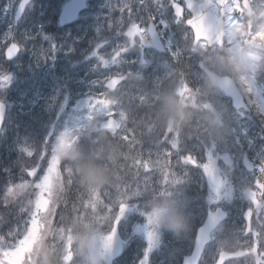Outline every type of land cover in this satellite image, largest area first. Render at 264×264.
I'll use <instances>...</instances> for the list:
<instances>
[{"label":"rangeland","instance_id":"obj_1","mask_svg":"<svg viewBox=\"0 0 264 264\" xmlns=\"http://www.w3.org/2000/svg\"><path fill=\"white\" fill-rule=\"evenodd\" d=\"M41 1L33 0L24 13L25 17L20 18L15 25L14 10L17 2L0 0V65L5 63L3 50L9 42L15 40L22 46L18 57L10 64L11 68L5 69L0 74L11 77L9 82L0 81V100L14 110L22 108L23 114L29 115L27 121L16 123L18 128L26 129L18 132L22 133L21 136L27 137L26 143L21 138H15L18 142L14 140V146L6 152L12 155L10 166H7V163L2 165L3 163L0 162L2 179L6 177L3 175L4 171L12 172L6 178V184L11 183L12 190L8 192L5 188L0 189V226L6 228L5 230L0 228V253H4L0 264L40 263L38 256L40 247L37 243L44 236L42 232L48 227L47 217L50 207H53L52 191L58 190L59 184L61 185L59 167L62 161L69 154H76L80 140L92 143L99 152H102L107 149L105 144L107 136L114 137L113 135L116 134L121 138L125 129L123 115L119 114L121 102L125 100L124 102L130 103L135 96L147 103L153 100V104L159 102L163 109L168 103L171 112L174 111L179 121L189 118L191 122L189 135L192 143H180L181 135L178 130L171 131L174 125L169 118L165 121L166 128L160 133L159 139L152 142L148 140L133 142L126 159H122L121 163L115 152L114 155L109 154V161L106 163L102 162L100 157H95L96 165L88 159L87 176L81 181L84 196H81L82 200L79 199V205L76 206L80 207V212L72 211V225L68 228L67 235L62 237L60 234L56 235V244L53 248L55 262L62 263V259L70 251L72 261L69 264H86L84 246L88 247V239L94 236L97 238L95 250L99 252L101 264H104L106 247H111V240L108 237L116 208L128 200L133 204L129 206L130 211L124 214L120 227L126 254L117 264H137L144 255L149 233L153 234L152 243L155 244L157 232L160 235V242L151 249L149 261L145 264H179L181 256H178V252L187 245L186 250L183 251V254H186L192 245L193 239L190 233L193 219L201 221L207 208L217 206L229 209L233 218L223 231L221 229L218 231L214 243L205 253L202 264H213L220 250H235L240 247L256 250L244 261H231L227 264H264V192L257 190L259 184H264V137L255 127L257 124L252 120L254 117L233 110L230 100L221 93L211 90L205 78L192 67L195 59L198 60L196 56L200 54H204L206 65L218 73H222L224 66L226 68L228 64L233 65L243 91L250 96L258 112H264V73H260L259 70L264 57L247 49L252 41L264 43V0H250L253 9L257 8L256 17L262 18L263 23L256 30L248 33L238 22V14L244 11L240 0H226L225 51L229 55L227 61L223 49H211L205 53L203 43L193 48L192 36L182 26L174 23L170 9L162 11L153 0H145L144 5H140L138 0H93L76 25L70 29H56L53 32L44 30L48 22H33V16L41 11ZM66 1L56 7L57 14ZM126 2H131L133 15L137 20L146 21L149 14H154L157 21L162 17L167 21L168 27L172 25L182 28L185 35L181 36L176 28L180 37L177 41L178 38L169 34L168 29L163 31L165 56L142 46L141 39L147 38L146 33L143 38L136 35L132 40H127L123 34L116 31L114 26L108 27V22L120 15L113 5L119 7ZM163 2L166 4L167 0ZM124 16L127 23V13ZM99 23L106 26L105 37L112 39H103L96 43H94L95 39H92L93 45L88 52L81 57L73 56V53L77 54V51L73 50V45L80 43L79 32L92 30ZM120 43L124 44L127 52L113 57L110 52ZM97 44L101 45L96 49L98 53L108 58L109 62L115 59L119 63L118 67L109 66L105 70L100 69L102 61L91 56ZM52 45H55L54 52ZM170 57L173 59H169ZM141 59L144 60L143 63H140ZM172 61L178 62L182 69L188 68L192 75L188 78L189 81L184 79L178 82L180 78H175L173 81L169 78L170 74L175 72V68L170 64ZM62 67L70 68V71L56 74V68H60V72ZM86 67L96 73L95 80L98 82L105 77H111L110 75L121 74L126 68V72L131 76V82L108 94L102 89H94L92 80L82 79L89 70L85 71ZM248 70L261 80L260 85H256L254 76L249 75ZM20 73H25L26 76L20 79L18 77ZM186 81L195 82L196 92L200 95V99L193 100L187 108L186 100H190V96L184 95L183 82ZM162 85L166 89L165 93L157 98L160 95L157 90ZM28 87L29 95L24 94ZM18 92L23 95H19ZM90 94L93 96L89 97ZM100 95L110 103L105 104L104 100L95 98ZM86 99L90 100V103L85 104ZM102 110H107L104 117L97 115ZM112 110L116 112L115 118L120 122V130L116 133L110 132L109 135L100 129V124L107 117L112 116ZM240 112L243 116L238 114ZM19 124H22V127L18 126ZM93 127L98 128L96 135L91 134ZM261 127L264 130L262 125ZM180 129L182 130L181 127ZM49 131H53V139L46 146L48 156L42 162V169L35 179L27 176L29 181L23 170L33 167L38 162V158L45 150ZM144 134L150 137L151 130L148 129ZM165 137L173 142L178 140L182 150H190L201 161L207 155V169L212 168L224 178H228L230 185L223 191L211 188L206 180L207 169L202 172L197 167L188 166L186 169L183 165H179L176 171L174 164L169 165L167 157L162 154L164 148L168 147L161 143ZM28 142L38 144L35 156L29 157L27 151L21 149L30 145ZM141 151L145 156L149 151L153 154L152 160L155 163L150 173H145L142 168L137 172L134 165ZM184 154H187L186 151ZM243 154L250 155L249 157L256 164L254 173L250 174L243 169ZM177 155L174 154L175 157ZM46 168L48 169L46 178L37 188L35 182L45 175ZM98 176L102 178L98 179ZM25 183L30 184V188H27ZM254 189L257 190L258 201L261 204L259 212L255 211L252 202L246 196ZM143 193L150 194L149 199H140ZM189 195L191 199L187 198ZM11 201L15 204L13 209L2 206L3 203L10 206ZM191 204L195 205L194 215L189 210ZM27 211H30V215L26 214ZM169 211L178 215L181 221L180 228L172 230L160 226L161 217ZM246 211L252 213L249 233H245L243 220ZM25 219L29 221L26 225ZM138 225H144L140 232L135 230ZM17 227H19L18 233L15 231ZM10 231L12 236L6 239L5 236ZM163 242H166V245L161 249Z\"/></svg>","mask_w":264,"mask_h":264},{"label":"trees","instance_id":"obj_2","mask_svg":"<svg viewBox=\"0 0 264 264\" xmlns=\"http://www.w3.org/2000/svg\"><path fill=\"white\" fill-rule=\"evenodd\" d=\"M53 5H59L62 3L64 0H50ZM91 6V4H90ZM50 8H45L42 9V11L39 13H36L34 16L37 19L43 20L44 22H48V25L45 26V30L47 32L53 31L55 27V21H56V16L54 12L50 11ZM241 22L245 27H248L250 25V19L246 15H242L240 17ZM106 31V26L103 23H99L96 28H93L92 30L85 31L81 30L79 35H80V43L74 44L73 45V50L77 51L76 53H73V56L80 55V57L88 52L90 48L93 45L92 39H95L94 43L102 41L103 39H112L110 37H105ZM87 34V36H86ZM86 36V38H85ZM101 39V40H100ZM79 57V58H80ZM229 55L226 53L225 54V59L226 61L228 60ZM10 62H6L2 65H0V74L3 73V71L6 69L8 70L11 68ZM232 70H227L224 68L223 72L225 74H230L233 77H235L236 80H238L239 85H241V82L239 79H237V72L233 65L228 64ZM262 71L264 70V67L261 68ZM124 71V70H123ZM62 73H65L62 72ZM61 74V73H60ZM96 76V73L94 74ZM26 76L25 73L19 74L18 77L22 79V77ZM180 80L178 82L183 81L186 79L185 76L178 77ZM86 79L90 80L91 78L86 77ZM96 81V80H92ZM99 83V82H98ZM96 83L94 85V89H102L101 84ZM192 83V82H191ZM185 85H189V82H183ZM194 85V86H193ZM192 87H196L195 82H193ZM241 87V86H240ZM136 88V84H135ZM29 87L26 89V92L24 94H27ZM164 89H160L159 91V97L164 94ZM95 94H97L95 92ZM21 95H23L21 93ZM193 96V95H192ZM247 96V100L250 103L251 107L253 108V116L255 115L257 125L260 128L261 131L264 130L262 129L261 125L264 127V121H262L263 116L260 115V113L253 107V103L251 102V98L248 94H245ZM26 97V96H25ZM123 100L121 102V108L119 110V114L123 115V123H124V132L122 134L123 136H128L127 140L118 138L115 135L114 137H109L107 136V141L105 142L107 149L105 151L99 152L97 150V147L94 145L92 146L91 143L89 142H81L79 143V146H77V152L75 156L69 155L68 157L64 158V160L61 163L60 169H61V185L59 184V187H63V189L60 191L59 198L57 204L55 203L54 205V212L52 213V218H51V224L50 227H47V230L42 232L45 237L42 245V249L39 253L38 256L41 255H48L52 246V243H56V233L59 231L60 236H65L68 233V228L72 225V211H79L80 212V207H76L79 205V199L82 200L81 196H84V189L83 185H81V181L83 180V177L87 176V168L89 163L88 159L92 162V164L96 165L97 160L95 157H100L101 161L108 162L109 161V154H113L114 152L116 153L115 156L119 158V163L122 162V159H126V154L129 153V147L133 142H136L138 140H148L149 142L154 141L155 139L160 138V133L162 132L163 129H165V121H167V118L171 114V111L169 109V106H165L163 109L160 105L159 102L153 103H147L144 101H137V100H132L130 103H126ZM10 112L7 115V120L5 122L3 134L0 137V162L7 163V166H10L11 161H12V155L11 154H6V152L10 149L11 146H14V140L15 138H21L25 143H26V136H20L18 132L20 130H26L25 128H17L14 125L17 122H24L28 120L29 115L23 114L24 110L21 109H15L10 108ZM173 121L174 126H178L179 128L186 125L187 121L183 119L179 121L178 116L175 117L173 114V117L171 118ZM179 123V124H178ZM179 128L176 127L178 130ZM148 129L151 130V136L149 137L148 135L144 134ZM183 136H179L180 143L182 144H187V143H192V139H190V129L187 131L186 128H183V130H179ZM17 132V137H15V133ZM109 134V133H108ZM111 135V134H109ZM189 137L187 138V136ZM163 139V138H162ZM164 140V139H163ZM18 142L17 140H15ZM30 145L23 146L21 149L25 151H35L37 153L38 151V144L35 142H28ZM150 145V144H147ZM29 147V148H28ZM81 160V161H80ZM174 164V168L177 171L176 167L179 166L176 162V157L173 155L171 165ZM92 165V167L94 166ZM94 168V167H93ZM92 168V170H93ZM12 172L10 170L4 171L3 175L6 177H3V179L0 177V182H2V186L0 185L1 188L6 187V182H7V177ZM102 176H98V179H101ZM28 179V178H27ZM149 196H142L140 199H147ZM31 201V200H30ZM190 201V200H189ZM18 204V202L16 203ZM15 207V204H12V201L10 203L9 209H13ZM30 211H27V215H30ZM8 213V212H7ZM27 218V217H26ZM6 220V218H4ZM26 221V219L24 220ZM197 222L192 221L191 226H194ZM26 225V223H25ZM1 229H6L4 226H0ZM77 231V230H76ZM55 257L54 256H49V259L45 260L44 258H40V262L42 264H57L55 262ZM61 264V263H60Z\"/></svg>","mask_w":264,"mask_h":264},{"label":"snow or ice","instance_id":"obj_3","mask_svg":"<svg viewBox=\"0 0 264 264\" xmlns=\"http://www.w3.org/2000/svg\"><path fill=\"white\" fill-rule=\"evenodd\" d=\"M29 0H21L20 3V8L18 10L17 16H19L20 13H22L24 7L27 5ZM138 3L140 5L145 4V0H138ZM153 3L158 5L159 9L162 11H166L168 9L171 10L173 18H174V23L180 25L182 22L185 27L191 28L192 27V18L194 15H201V16H206V13L203 11L205 8L208 7H213L215 5V0H199L197 3V0H167V3L165 4L163 0H153ZM115 7L116 12H119L120 15L119 17L115 19H111L108 22V27L112 28L113 26L115 27L116 31L119 34H123L127 40H132L134 36L139 35L141 38H143V35L145 33H150L153 38L157 36H162L163 31L168 28L167 21H165L162 17L157 21V17L154 14H149L148 19L146 21L144 20H137L134 15H133V7L131 2H126L122 4L121 6L117 7L116 4L113 5ZM179 9V14L177 13V10ZM199 9V11H198ZM127 13V23H125V16L124 14ZM170 44V40H169ZM101 47L100 44L96 45V48L91 52V56L97 57L99 61H102V66L103 67H118L119 63L116 62L115 59H113L111 62H109L108 58H105L103 54L98 53L96 49H99ZM20 51V45L17 43H11L6 49H5V58L6 59H11L15 54H17ZM52 51H55V45H52ZM127 52V48L124 46L123 43L118 44L111 50V54L113 57L119 56L121 53ZM127 62V61H123ZM144 60L141 59L140 63H143ZM95 66V65H94ZM11 77L9 75H2L0 76V81L4 82H9ZM120 80L121 77L119 75L116 76H111V77H105L103 78L102 81L99 83L101 86H104L105 88H111L110 80ZM92 83L96 84L98 81H93ZM93 94H90L89 97H92ZM103 97V98H100ZM100 97H95L98 100H104L105 104L110 103L103 95H100ZM231 98V97H230ZM85 104L90 103V100L86 99L84 102ZM233 107L235 109H239L241 107V104L237 103L235 100L233 101ZM3 104H0V124L3 122ZM254 107V105H253ZM107 110H102L97 113L98 116L104 117L106 115ZM239 115L243 116V113L240 112L238 113ZM111 115L115 117L116 112L111 111ZM260 115L264 116V112H261ZM53 139V136H49L46 141H45V150H43L42 155L38 158V162L31 168H26L24 171V175L28 177H32L35 179L37 175L40 173L42 169V162L45 160V158L48 156L46 146L47 144ZM121 139L127 140L128 136H123ZM161 143L167 145L168 147H165L163 150V155L167 157L169 165H171L172 157L174 154H178L176 156V162L178 165H183L186 169L188 166L191 167H197L200 168L203 171L207 169V155H205V158L203 161L199 160L190 150H182L180 147V143L177 141L173 142L170 141L167 137L164 138V140L161 141ZM186 151L187 154H184ZM26 154L31 157L35 156L36 153L35 151H27ZM152 152L149 151L147 156L141 151L138 153V157L134 161V165L137 169V172L141 170V168L144 170L145 173H150L152 171L153 164L155 163L152 160ZM159 155V153H158ZM48 169H44L45 175L41 176L38 181L35 182L36 187L39 188L43 181L46 178V173ZM259 184V182L257 181ZM12 190V185L11 183H8L5 187V191L10 192ZM4 208L9 207L7 203H3L2 205ZM120 213L122 215H119L116 219L115 222V228H114V233L112 236L108 237L110 240H116L118 243V247L116 249L115 255H118L119 252L122 250V244L123 241L119 240L117 238V228L120 219L124 216V214L128 211H130V208L128 205H125L121 203L119 205ZM246 220L248 218V213L246 211L245 213ZM151 220H149V223ZM25 223H29V221H25ZM144 225L140 226L138 225L136 227V231L140 232L143 229ZM205 228V225L201 227L198 230L197 237H199L201 231ZM15 231L18 233L19 232V227L15 229ZM12 236L11 231L6 234L5 238L10 239ZM22 239V238H21ZM153 234L149 233V238L147 240V246L144 251V255L140 258V260L137 262V264H145L146 261H149V254L150 251L153 247L158 246L160 242V235L159 233H155V241L156 243L153 244ZM106 253H108L109 258H111V248L106 247ZM202 253V249H201ZM4 257V253H0V260H2ZM184 264H188V258H185ZM198 264V261H197ZM217 264H223V259L221 257L217 258Z\"/></svg>","mask_w":264,"mask_h":264},{"label":"water","instance_id":"obj_4","mask_svg":"<svg viewBox=\"0 0 264 264\" xmlns=\"http://www.w3.org/2000/svg\"><path fill=\"white\" fill-rule=\"evenodd\" d=\"M30 1V0H29ZM87 1L88 0H69L62 8L58 23L59 26H65L69 23H72L78 19L79 13L82 12L87 8ZM195 2V0H194ZM199 1H197L198 3ZM207 2V0H206ZM21 3V1H20ZM20 3L16 10V19L19 18V16L22 14L20 13L19 16H17L18 10L20 8ZM243 6L248 10V14H251V9L248 5L247 1H243ZM179 11V9L177 10ZM199 11V9H198ZM206 13V16L201 15H194L192 18V27L190 28L193 31L194 34V45L199 40H205L207 43V47L210 48L214 45L222 46L223 45V37H224V24H223V16H224V0H215V5L213 7H208L203 10ZM150 36V39L152 41V44L150 43H144L146 46H154L156 48H159L161 50L162 47L160 45L159 37L153 38L150 33H148ZM252 46L262 50L264 52V46L260 45L258 43H252ZM18 54V53H17ZM17 54H15L11 59H6L8 61L12 60ZM5 56V53H4ZM199 68L202 70V72L207 76L212 89L219 90L222 92L225 96L231 97V103L233 104V101L235 100L237 103L241 104V107L236 110L244 109L245 111H249L247 105L244 102L243 96L236 86L235 81L233 78L229 76H221L212 70L208 69L206 65L200 61L199 62ZM126 79V76H121L120 80H110L111 88H107L108 90L112 91L119 83H121L123 80ZM0 104H3V121L6 114V104L0 101ZM233 107V105H232ZM234 108V107H233ZM235 109V108H234ZM3 123V122H2ZM2 127V124H0V129ZM119 127L118 121L115 118H108L106 121H104L101 124V128L103 130H116ZM96 129L93 128V131ZM51 134V132L49 133ZM244 166L248 171H252L254 169V165L248 161L247 157L244 156L243 158ZM207 179L209 184L212 187H215L217 189H224L228 183L227 180H222V177L219 173L214 172V170H208L207 171ZM249 198L253 201H255L254 195L249 194ZM127 205V203H124ZM120 209L118 207L117 209V216L113 221L112 229H111V236L114 233L115 228V222L117 217L120 215ZM227 217V212L224 211L222 208H216L213 211L208 210L206 214V218L203 221V223L198 227L196 230V234L194 237L193 247L191 250V253L185 257H183L182 264L185 262V258H188V264H197V261L199 262V259L201 257V249L203 251L205 245L209 243L210 241V234L211 232L216 228V226L223 221ZM246 218V217H245ZM247 226L249 227V214L247 218ZM205 225V228L201 231L199 237H197L198 230ZM249 229L247 228V231ZM117 234H118V228H117ZM96 238H91L89 240V247L88 251H90L93 254V257H97V254L95 252V245H96ZM113 243V254H111V258H109V255L106 259L105 264H112L113 260L120 256L121 251L118 255H115L116 249L119 246L116 240H112ZM248 251H237V252H226L221 251L218 254V257H221L223 259V263L227 260H231L234 258H241L247 255ZM217 257V258H218ZM71 259V254H68L64 258V262L68 263ZM214 264H217V260Z\"/></svg>","mask_w":264,"mask_h":264},{"label":"clouds","instance_id":"obj_5","mask_svg":"<svg viewBox=\"0 0 264 264\" xmlns=\"http://www.w3.org/2000/svg\"><path fill=\"white\" fill-rule=\"evenodd\" d=\"M160 226L162 228H170L172 230H176L180 228L181 221L178 215L173 214L169 211L167 214L161 217ZM84 254L86 257V264H101V260L99 257H93V254L87 250V245L84 246Z\"/></svg>","mask_w":264,"mask_h":264},{"label":"flooded vegetation","instance_id":"obj_6","mask_svg":"<svg viewBox=\"0 0 264 264\" xmlns=\"http://www.w3.org/2000/svg\"><path fill=\"white\" fill-rule=\"evenodd\" d=\"M20 0H17V3L19 2Z\"/></svg>","mask_w":264,"mask_h":264}]
</instances>
